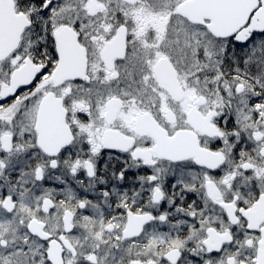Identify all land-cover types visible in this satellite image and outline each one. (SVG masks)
<instances>
[{
	"label": "snow or ice",
	"instance_id": "1",
	"mask_svg": "<svg viewBox=\"0 0 264 264\" xmlns=\"http://www.w3.org/2000/svg\"><path fill=\"white\" fill-rule=\"evenodd\" d=\"M0 264H264V0H0Z\"/></svg>",
	"mask_w": 264,
	"mask_h": 264
}]
</instances>
